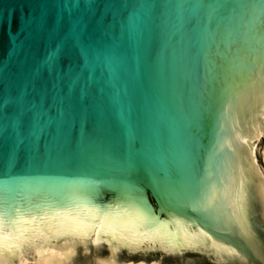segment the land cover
<instances>
[{
    "label": "water",
    "instance_id": "water-1",
    "mask_svg": "<svg viewBox=\"0 0 264 264\" xmlns=\"http://www.w3.org/2000/svg\"><path fill=\"white\" fill-rule=\"evenodd\" d=\"M0 264H264V0H0Z\"/></svg>",
    "mask_w": 264,
    "mask_h": 264
}]
</instances>
